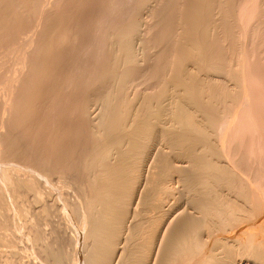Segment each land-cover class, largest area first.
Returning a JSON list of instances; mask_svg holds the SVG:
<instances>
[{"label": "bare ground", "instance_id": "bare-ground-1", "mask_svg": "<svg viewBox=\"0 0 264 264\" xmlns=\"http://www.w3.org/2000/svg\"><path fill=\"white\" fill-rule=\"evenodd\" d=\"M149 1L141 0L142 19L132 17L131 21L121 27L113 41L109 40L112 41L111 48H109L111 49L110 58L112 61L111 66L104 73V79L107 81L105 83L110 85H108L109 87L106 85L108 87L105 90L106 92L103 95L101 94L99 100H96L98 101L95 105L97 107L92 110L90 108L87 112L91 118L90 135H92L94 141L82 163L87 170L88 187L94 195L93 199L90 200L91 204L88 201L89 208L86 214L89 216L84 214L86 219L90 217L88 229L84 234L87 239L91 240L92 245L84 252L85 256L82 258L83 262L81 264H264V240L261 236H259L260 238L255 237L259 232H264V220L258 223L259 226L257 227H260L258 233H256L257 231L245 230L246 228H240L235 233H227L233 222L242 223L244 220H249L252 223L257 208L255 200L259 198L261 201L264 200V170L255 172V164L254 169L252 167L245 168V170L239 169L235 159V152L239 146L235 150H233L234 147H231V143L237 137L239 138L243 131L250 129L252 131L249 135L248 145L253 144L255 139L258 140L259 135L264 131L263 129L260 132V129L259 135L255 134V131L257 132L256 123L259 122L260 117L258 120L255 119L257 114L254 115L253 112L256 110L252 104L253 100H256L255 97L258 95L256 93L259 90L254 93L255 95L250 92L251 83L257 85L255 83L259 82V76L257 77V75L264 74L263 72L257 73L264 66L260 69L257 68L258 70L256 69L257 75L255 76L248 75L245 69L244 72L247 76L243 74L244 72H240L241 75L243 74L240 77H235L236 74H233L235 72L231 73L228 66L221 67L222 64L220 63L224 62L220 61L221 58L214 56V53L211 52H214V44H212V37L209 33L211 30L208 19L204 21L202 19V22L198 21L196 23H188L190 22L188 21L186 25L179 24L178 27H170L162 35L156 32L158 36H153L155 38L152 41V37L148 38L147 36L148 27L151 26L149 25V19L154 11V6L149 4ZM194 1L192 11L199 4L207 3V0ZM243 1L245 3V0ZM262 1L264 3V0ZM254 5L256 4H252L253 7ZM257 7L260 9L261 6ZM218 8L215 9L218 10ZM236 13H240V10ZM256 13L258 14V11ZM263 13L264 9L257 18L260 19ZM244 15L247 14L244 13ZM262 18L260 20H264V17ZM259 19L256 20L259 22ZM252 20L254 21V19ZM211 21L213 23V20ZM242 21L244 22V20ZM254 26L256 27V25ZM254 26L252 27L254 28ZM235 28L238 29L237 26ZM240 29L247 31V27L246 29ZM222 31L224 30L222 29ZM250 31L249 33H252ZM258 32L264 37V29L258 30ZM172 34L179 36L185 34V37L179 38L181 41L178 44L166 45L165 49L164 46L163 53L158 54L162 52V49L158 53L155 49L160 41L163 38L165 40L166 37ZM239 34L241 33L239 32ZM256 37H258V34ZM243 40L245 39H242V42ZM248 40L249 42L252 41ZM262 41L264 42V40ZM259 42L261 43L260 40ZM241 44L238 46H241ZM243 46L246 47L244 43ZM252 46L254 47L256 44ZM253 49L249 50L253 51ZM262 49L258 50V53ZM237 51L235 52L239 53ZM242 56L241 60L238 55L237 58L240 62H245L250 54ZM158 57L161 60L159 59L154 66L152 65L153 68L148 69L146 72L144 65L151 63L152 60H157ZM232 57H235V55H232ZM232 57H230L231 59L227 57V61L228 59L232 60ZM261 57L263 56L258 57L259 60H261ZM234 61L236 60L234 59ZM249 64L252 63L249 62ZM227 65L229 64L227 63ZM241 66L233 67L237 70ZM150 74L151 78L144 83L143 78L149 77ZM237 75L239 76V74ZM261 76L260 80L264 75ZM149 80L152 81L148 82ZM145 84L150 86L149 88L152 90L150 93L142 91ZM256 88L258 89L257 86ZM255 89L252 88L251 91ZM259 95V97L264 96V94L261 95V92ZM261 100L264 101V98ZM262 128L264 127L262 126ZM244 137L247 136L244 135ZM262 140L264 141V139ZM235 142L237 144V141ZM248 147L243 145L240 148L245 149ZM257 148L260 147L256 146ZM258 149L255 151H258ZM249 152L251 154L252 150L250 149ZM241 153L244 154L245 152L238 154ZM259 153L262 152L259 151ZM259 153L254 155L257 154L258 156ZM252 161L253 159H251ZM246 163L247 161H245ZM4 166L6 165L4 164ZM2 167L0 164L2 172H5L6 169H2ZM24 169L27 170V167ZM8 170L9 168L7 172ZM33 172H35V169ZM8 176L7 178L3 176L5 177L3 178L4 181L10 182L7 186L3 182L6 186L5 190L3 184L0 183L2 185L0 187V218L8 220L6 221L7 225L13 223L9 212L13 209L12 199L15 189L24 186L22 188L26 190H37L39 183L37 181L40 180H32L33 177H24L20 174ZM41 176L44 177V175ZM64 176L66 177L65 174ZM59 178H62V176H59ZM176 184L179 187H175ZM137 185L138 188H136ZM48 187L50 188V186ZM8 192L11 197H9ZM171 199H174V202L177 201L176 203H179V200H184V204L170 203ZM165 200L169 202L167 205L164 204ZM252 202H254L253 206H251ZM134 203L137 209L135 205L133 207ZM262 203L260 202L264 205V201ZM18 210H21V208ZM263 210L264 208L261 211ZM261 219L263 217H260ZM42 221L40 220V222ZM127 223L128 234L126 237L128 242L122 241L126 245L120 246V248L118 247L119 239L122 237L121 233ZM219 223L221 233L207 241L209 236H206L207 239L203 237V231L206 227L212 226L213 228ZM247 225L249 224L247 223ZM2 226L4 227V225ZM83 227L86 228L84 222ZM247 227L249 228V226ZM6 230L3 229L7 233ZM215 230L219 231L218 229ZM15 231L11 229V232ZM5 232L4 234L0 232V234L6 235ZM223 232L225 235H222ZM262 236L264 237V234ZM40 242L39 240L38 244ZM45 242L49 244L48 241ZM84 242L86 243V241ZM42 249L37 252H40L45 258L51 259L47 256V250ZM60 262L54 263L59 264ZM40 263L42 264V262Z\"/></svg>", "mask_w": 264, "mask_h": 264}, {"label": "rangeland", "instance_id": "rangeland-1", "mask_svg": "<svg viewBox=\"0 0 264 264\" xmlns=\"http://www.w3.org/2000/svg\"><path fill=\"white\" fill-rule=\"evenodd\" d=\"M246 1L248 4H246ZM257 1L258 0H245L244 3L242 0H207V3L203 2L204 4H199L193 9L194 11H192L195 4L194 0H150L149 4L154 6V11L152 10L153 12L151 13L152 19H149V25L151 26L148 27L147 36L148 38L152 37V40L158 36L157 33L162 35L164 31H167L170 27L175 28L180 25L183 26L184 24L196 23L198 21L202 22L208 19L209 28L211 30L209 33L212 37V44H214V52H211L214 53V56L220 57V61L224 62L220 63L222 64L221 67L228 66L231 73L235 72L233 73L236 74L235 77H240L243 74L246 76L247 74L255 76L257 75L256 69H260L264 66V42L262 41L264 37L258 32V30L264 29V20H260L263 19L264 13L260 19L257 18V16L263 12L264 3L262 0H260L262 3ZM250 3L256 5L253 7ZM257 6H261L262 8L260 7V9L262 10L258 9ZM217 7H219L218 10L215 9ZM235 8L236 12L240 10L241 14L236 13ZM247 9L249 12L246 11ZM257 11L258 14L256 13ZM243 12L250 16L244 15ZM207 13L211 14L208 15ZM251 16L254 21L251 19ZM132 17L137 19L143 18L141 0H0V159L2 160H0V164L1 167L3 166L2 169H6L5 172H2L0 168V183L3 184L5 190L10 182L4 181L5 179L3 178H7L8 175L17 176V174H20L24 177H33L32 180L40 179L37 181L39 182V189L37 188V190H26L23 189L24 186L22 185L23 188H20L21 191L20 189H15L16 195L13 193V199H16H12L13 209L9 212L11 215L10 219H12L13 222L9 224L10 226L6 223L8 220L0 218V222L4 223L0 224L1 234L5 232L3 229H7V233L5 232L6 235L0 234V264H41L40 262H42V264H55L54 262L57 261L62 262L59 264H81L83 262L82 258L85 256L84 252L92 245V242H90L91 240L87 239L85 235L90 217L86 219L84 214H86L89 203L91 204L90 200L93 199L94 195L88 187V176L86 177L87 170L82 163L94 141L92 135H90L91 118L87 112L90 108L92 110L97 107L95 106L98 103L96 100L100 99L106 92L105 90L109 87L108 85H110L109 83L106 84L105 82L107 81L104 79V73L107 68L111 66L112 61L110 58V44L121 27L131 21L133 19ZM248 17L250 18L248 19ZM256 19H259V22ZM211 20H213V23ZM242 20H244V22ZM254 25H256V27ZM234 26H237L238 29ZM252 26H254V28ZM246 27L247 31L240 29H246ZM248 28L251 30L250 32L254 33L253 36L252 33H249ZM222 29L224 31H222ZM239 32L241 34H239ZM242 34L246 35L243 36ZM257 34L260 38L256 37ZM246 36L248 37L246 38ZM183 37H185V34L181 36L172 34L166 37L165 40L163 38L155 49L157 50L156 52L158 53L159 50L162 49V52L160 51L161 53H158L161 55L164 51V46L165 49L166 45L178 44L181 41L179 38ZM231 38L233 39L231 40ZM178 39L179 41H177ZM242 39L245 40L242 42ZM248 39L252 41L249 42ZM152 41L150 42L152 43ZM243 43L246 47L243 46ZM239 44H241L242 47L238 46ZM255 44L256 46L253 47L252 45ZM258 45L260 46L258 47ZM250 46H252V49L254 48L253 51L249 50L251 49ZM257 48H259L258 50L262 49L261 52L263 53L260 51V53H258V50H256ZM234 50H238L239 53H236ZM241 50L242 52H240ZM244 54H250V56H246L245 62H240ZM232 55H235V57H232ZM237 55L240 57V60L237 58ZM259 56H263L261 57L263 61L259 60ZM227 57L229 59L232 57L233 59H228L227 61ZM256 57L257 59H255ZM224 58L226 59L225 61ZM159 59L160 57L155 61L152 60L149 64H145L144 68L146 72L148 69H152V65L154 66ZM234 59L236 61H234ZM249 62L252 64H249ZM227 63L229 65H227ZM238 65H242L243 67L241 66V68L239 67L240 69L236 70ZM233 66L237 67L235 68ZM262 69L258 70L257 73H264ZM252 71H255L253 72L255 74H253ZM240 72L244 73L241 75ZM237 74H239V76ZM261 75H257V77L259 76V82L255 83L257 85L253 83V86L251 83L250 88V92H252L251 94L253 95L259 90V92L256 93V95L258 94L255 97L256 100H253L252 104L253 108L255 107L256 110L253 113L254 115L257 114L255 119L258 120L260 117L258 120L259 122L256 123V135H259L258 132L260 129V132L264 129L262 128V126L264 127V118H262L264 117V110H262L264 109V101L261 100L264 96L259 97L260 92L261 95L264 94V77L260 80V77H262ZM150 76L151 74L149 77L143 78L144 83L151 78ZM150 81L152 80L148 82ZM149 87V85L147 86L145 84L144 90L142 89V91L150 93L152 90ZM252 88H256L257 90L251 91ZM258 98L260 99L257 101ZM259 103H261L260 106ZM251 133V129L243 131L239 135V138L237 137L238 139L236 138V140L231 143V147H234L233 150H235L239 146L238 150L235 152V159L239 169L245 170V168L249 169L250 167L254 169L253 167L255 164L256 168L258 167L254 169L255 172L263 171L264 141L262 139H264V131L261 134L262 136L259 135L261 141L255 139L253 144L248 145L247 143H249L248 139ZM244 135L247 137H244ZM244 140L248 141L243 143ZM235 141H237V144ZM243 145L249 147L245 149L240 148ZM256 146L260 147L259 149L257 148L258 151H255L257 150ZM250 149L252 150L251 154L249 152ZM259 151L262 153H259ZM240 152L245 153L238 154ZM255 153H259L260 155L258 154L257 156L256 154L255 156ZM237 154L241 156L239 157ZM247 155L249 157H246ZM262 155L263 158L261 157ZM241 157L245 159L242 161V159H240ZM258 158L261 163L258 162ZM251 159H253V163ZM245 161H247L246 164ZM4 164L6 166H4ZM21 167H27V170ZM8 168L11 171L8 170L7 172ZM34 169L35 172H33ZM9 172H11L10 174L12 175H10ZM40 174L47 177L42 178ZM48 176L51 177L49 178ZM59 176H62V178H59ZM3 182L6 186H4ZM1 184L0 187H2ZM48 186H50V188ZM175 187H179V185L176 184ZM136 188H138V185ZM175 189L177 190V188ZM175 189L173 190L175 191ZM2 192L4 193L3 190ZM8 194L9 197H11L9 192ZM263 201H261L260 198L255 200L257 212L255 211L256 217H253L252 223H250L249 220H244L248 221L247 223L249 225H247L246 222L244 223V221H242V223L233 222L229 227L230 230L228 228L227 233H235L240 228H246L245 230H252V232L257 231L256 233H258L260 229V227H257L259 226L258 223L264 220V210L261 211L262 208H264V205H262ZM15 202L20 203L16 204ZM165 202L164 204L166 205L169 203ZM176 202L177 201L174 202V199L170 200V203L174 204ZM260 202L262 204H260ZM253 203L254 202H252L251 206H253ZM176 204L182 205L184 204V200H179V203ZM134 205L136 208L135 203L133 207ZM20 208L22 211L18 210ZM82 215L84 218L81 219V217H83ZM260 217H263V219L260 220ZM18 220L23 222V225L20 224L21 222ZM40 220L44 221L40 222ZM83 222L86 228L83 227ZM12 224L16 226L13 227ZM36 224L37 226H35ZM245 224L246 226L244 227ZM2 225H4V227ZM78 225L79 227H77ZM127 225L128 223L121 233L123 238L120 237L118 247L126 245L122 243V241L128 242L126 237L128 234ZM6 226H8L9 229ZM247 226H249V228ZM219 227L220 223L213 226L214 230L212 226L206 227L205 231H203V237L207 239L208 237L206 236H209L207 241L211 240V237L213 238L221 233ZM11 229L16 231L11 232ZM12 233L14 234L12 235ZM261 233L259 232L255 237L260 238L259 236H261L264 240L262 236L264 232L261 231ZM222 235H225V233L223 232ZM39 240L41 241L40 244H38ZM45 241H48L49 244ZM84 241H86V243ZM42 248L47 250V256L51 259L48 257L45 258L44 255L37 252ZM41 259L45 260L44 263Z\"/></svg>", "mask_w": 264, "mask_h": 264}]
</instances>
